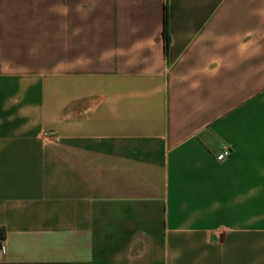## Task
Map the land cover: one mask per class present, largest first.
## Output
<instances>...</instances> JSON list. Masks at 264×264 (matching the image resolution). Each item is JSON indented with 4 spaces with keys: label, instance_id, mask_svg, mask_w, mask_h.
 <instances>
[{
    "label": "crops",
    "instance_id": "0c3cea01",
    "mask_svg": "<svg viewBox=\"0 0 264 264\" xmlns=\"http://www.w3.org/2000/svg\"><path fill=\"white\" fill-rule=\"evenodd\" d=\"M0 230V264H264V0H0Z\"/></svg>",
    "mask_w": 264,
    "mask_h": 264
},
{
    "label": "built area",
    "instance_id": "2783aa9c",
    "mask_svg": "<svg viewBox=\"0 0 264 264\" xmlns=\"http://www.w3.org/2000/svg\"><path fill=\"white\" fill-rule=\"evenodd\" d=\"M231 154V149L229 147H224L222 151L218 154L217 159L219 161L224 160Z\"/></svg>",
    "mask_w": 264,
    "mask_h": 264
},
{
    "label": "trees",
    "instance_id": "16d2710c",
    "mask_svg": "<svg viewBox=\"0 0 264 264\" xmlns=\"http://www.w3.org/2000/svg\"><path fill=\"white\" fill-rule=\"evenodd\" d=\"M165 41H166V45H168V42H169V38H168V35H167V27L165 26ZM0 239L3 240L4 239V231L3 230H0Z\"/></svg>",
    "mask_w": 264,
    "mask_h": 264
}]
</instances>
